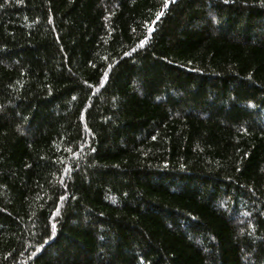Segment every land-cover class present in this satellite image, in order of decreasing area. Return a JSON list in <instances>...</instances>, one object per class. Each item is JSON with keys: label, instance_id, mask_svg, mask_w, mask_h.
Listing matches in <instances>:
<instances>
[{"label": "trees", "instance_id": "1", "mask_svg": "<svg viewBox=\"0 0 264 264\" xmlns=\"http://www.w3.org/2000/svg\"><path fill=\"white\" fill-rule=\"evenodd\" d=\"M0 264H264V0H0Z\"/></svg>", "mask_w": 264, "mask_h": 264}]
</instances>
